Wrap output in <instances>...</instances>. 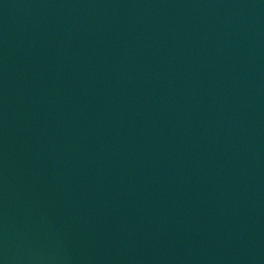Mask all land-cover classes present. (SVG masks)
<instances>
[{
	"label": "water",
	"instance_id": "obj_1",
	"mask_svg": "<svg viewBox=\"0 0 264 264\" xmlns=\"http://www.w3.org/2000/svg\"><path fill=\"white\" fill-rule=\"evenodd\" d=\"M0 264H264V0H0Z\"/></svg>",
	"mask_w": 264,
	"mask_h": 264
}]
</instances>
